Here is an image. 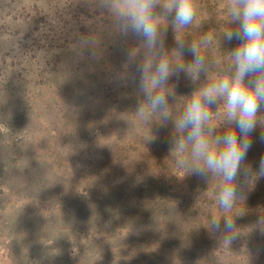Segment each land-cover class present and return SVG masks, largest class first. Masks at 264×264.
<instances>
[{"label": "trees", "instance_id": "obj_1", "mask_svg": "<svg viewBox=\"0 0 264 264\" xmlns=\"http://www.w3.org/2000/svg\"><path fill=\"white\" fill-rule=\"evenodd\" d=\"M23 1L9 0L7 17L2 14L4 12L2 7L5 4L2 3L0 7L2 14L0 16V184L2 190L6 192L3 197L7 194L17 195V191L22 192L29 188L44 190L45 194L52 195L55 202L58 201L51 209L47 207L45 213L47 226L58 220L57 217L62 213L58 204L64 201L72 208V214L77 216L78 222L72 223V235L65 236V228H62L58 232V239L53 241L42 237L37 243L27 240L32 237H28L26 233L14 235V224L6 222L5 230L10 232L12 239L8 248L10 264H264V234L261 231L264 228V177L249 180L243 186L242 198L236 201L230 212L225 213L217 199L219 178L211 175L200 178L187 169L178 167L179 154L171 151L169 143L172 132L170 126L167 128L170 133L164 131L165 133L159 135L157 127L153 130L149 129L152 127L150 120H138L141 125L134 127V130L138 128L139 131L131 134L133 139L130 145L124 148L126 152H136L138 155H146L144 150H147L155 160L158 158L168 178L163 177L152 184L140 180V174H143L141 167L130 170L133 173L132 182L128 181L124 172L121 174L109 170L100 172L105 164V155L107 156L108 150L112 149L111 140L106 139L105 126L108 124L103 117L93 115L97 122L96 120L93 122L91 118L82 122L67 117L70 123H64L65 127H61L66 130L63 134H60L57 122L46 121L55 120L54 116L58 119L62 113L66 114L67 109L74 106V98H81L82 94L86 97L87 92L95 91L100 95L99 100L91 101L92 106L87 107V109H95L104 99L107 101L114 99L116 92L127 93L129 96L135 95L138 90L135 86L133 92L131 89H125L126 85L123 83L112 84L111 82L117 80L116 78H108L107 83L110 84L108 88H97L100 78L96 75V79L86 84H83L84 81L79 82L81 86L74 87L75 75L80 74L82 70L79 69L77 60L85 50L88 51L90 45L85 43L87 49L81 46L80 54L71 53L72 50L69 52V49L76 41L81 44L83 40H88L86 38L90 33L89 28H85L82 24L95 18L94 11L90 13L88 7L81 5L83 12L78 11L75 12L76 15H71L65 7L53 4L50 0H26L22 3ZM212 1L205 0L204 9L209 15H215L217 20L208 19L209 26L202 28L201 19L197 20L196 14L195 19L198 22L195 24L196 20H194L184 29L190 33L189 40L194 38L199 42L206 34L219 39L230 26L227 17V0H222V14L219 11L215 13V7L218 5ZM78 14L82 17L80 18ZM220 16H222V24L219 21ZM111 20L110 14L107 13L106 17L101 19V23L113 26ZM21 26L25 29V36H22ZM232 27L236 26L232 25ZM117 36L119 39H124L120 35ZM50 39L57 44L55 50L52 52L50 47L46 53L49 55H39V50L45 51L44 41ZM239 43L236 39L229 42L221 38L217 51L225 63L229 58L228 51L237 47ZM5 46L7 51L4 52L2 50ZM78 46L72 49L78 50ZM214 48L216 49V44ZM124 49L128 50V46ZM213 49H209L211 54ZM207 50L208 48L203 49V51ZM21 53L30 57L24 63L18 60L23 55ZM210 53L203 52L211 63ZM33 55H37V58L35 59ZM124 55L126 56L125 53ZM7 57L15 60L12 65H9ZM46 59H49L51 66L48 70L42 68V65L47 63ZM119 61L117 59L110 62L109 67ZM130 66L135 67L133 62ZM115 75L117 72L109 73L110 77ZM67 84H72L73 88L62 96H53L46 89L56 85H66L68 89ZM120 85L123 87L117 90ZM73 91L79 97H74ZM140 101L136 100L130 110L137 113ZM117 110L124 113L120 108ZM157 117L158 114L153 115L152 120ZM129 118L127 123L134 120L131 119L132 116ZM42 119L48 124L51 131L49 133L53 134L51 138L57 140L63 136V139L69 143L68 148L78 150L80 145L77 144H83L88 149L92 146H102L100 154L104 156L97 159L98 166L93 170L94 175L98 174V178L95 176L98 181L96 187L88 189L86 194L80 193L81 187L73 186L77 188L73 194L62 195L63 184H60L59 179L49 178L48 172L51 168L56 167L54 173L58 174L62 172L64 162H62V153L51 152L49 148L51 146L37 140L45 139L48 135V132L40 126ZM222 125V130L214 131V134L222 135L227 130L228 126ZM120 126L115 127L120 128ZM79 129L83 131L81 137ZM146 129L150 131L147 134ZM93 131H100L104 134V138L99 140L100 138L96 136L90 139L89 133ZM262 131L264 125L258 124L251 134L252 147L248 152L246 163L251 164L254 171L258 170L259 160L264 156V142L260 140ZM153 135L156 139L148 142V138ZM139 142L143 144L140 145ZM153 142L160 143L161 147L151 152L147 148L152 149ZM51 161L53 166L49 165ZM110 168L114 167L110 166ZM179 174L190 181L185 192H179V189L176 191L174 181L177 184ZM3 193L0 192V195ZM225 216H231L236 223L234 229L236 238L227 246L224 244V237L232 233L226 232L224 228ZM213 218H220L219 231L209 227ZM71 220L76 221L70 218L62 221L71 222ZM104 232L109 233V236L105 237ZM117 241L119 243H116ZM40 243L42 245L38 246ZM149 244L153 246H147ZM159 245L161 252L156 251ZM150 248L152 250H149Z\"/></svg>", "mask_w": 264, "mask_h": 264}, {"label": "clouds", "instance_id": "obj_2", "mask_svg": "<svg viewBox=\"0 0 264 264\" xmlns=\"http://www.w3.org/2000/svg\"><path fill=\"white\" fill-rule=\"evenodd\" d=\"M93 2L110 14L121 36L136 40L128 58L136 69L131 83L143 96L137 107L139 119L150 120L158 114L161 127L172 122L169 143L171 151L179 154L178 166L200 178H219L218 204L225 213L230 212L242 198L243 186L264 177V156L258 170L246 163L251 134L258 124L264 125V116L259 115L264 110V0H227L230 26L219 39L206 34L199 42H188L178 35L196 17L195 0ZM168 23L177 34L176 46L170 50L165 43ZM221 38L240 43L228 51V61L218 66V75L200 84L174 113L169 97H175V88L169 87V80L185 73L197 84L202 74L207 76L210 65L202 48L213 47L214 41L220 47ZM185 49L192 56L191 62L184 60ZM212 105L217 106L218 115L221 105L224 107L223 123L228 127L222 135L214 134L217 125L212 124ZM154 139L150 136L148 142ZM260 140L264 142V131ZM223 223L226 232L232 233L224 237L227 246L236 238V223L231 216H225ZM220 226V218H213L209 225L214 231ZM261 231L264 234V228Z\"/></svg>", "mask_w": 264, "mask_h": 264}, {"label": "rangeland", "instance_id": "obj_3", "mask_svg": "<svg viewBox=\"0 0 264 264\" xmlns=\"http://www.w3.org/2000/svg\"><path fill=\"white\" fill-rule=\"evenodd\" d=\"M25 1L26 0H24L22 3H24ZM51 1L53 2V4H60L59 6L65 7L67 11L71 13V15H76L75 12L78 11L83 12V9L80 8L81 5L88 7L87 9H90L89 10L90 13L94 11L93 16L95 18L94 19L91 18L90 20H87L85 23L82 24L85 26V28H89L90 33L86 38L88 40L87 41L83 40L81 44H78V42L76 41V43L73 44L72 47L69 49V52L72 50L71 53L76 52L80 54L81 46L84 49H87L88 47H86L85 43L88 46L90 45V47L87 49L88 51L85 50V52L82 53L80 55V58L77 60L79 62L78 67H80L79 69L82 70L80 74L77 73V76L75 75V81H73L74 87H78V86L80 87L81 85L79 82L84 81L83 84H86L96 79L95 77L96 75L100 78L99 83L101 84V85L98 84L97 88H108L110 86V84L107 83L108 78H116L117 80L112 81L111 82L112 84L123 83L126 85L124 86L125 89H131L132 91L134 85L131 83V78L135 76L136 69L135 67L130 66L131 61L129 60L128 56L130 50L136 47L135 38L122 36V38L124 39H119V36L117 35L120 34L115 30L112 24L108 26L106 24L101 23V19H103V17H106L107 12L96 7L93 0H50V2ZM212 2L218 5L217 7H215V13L216 11H219L222 14V0H213ZM2 3L5 4V6L2 7L4 8V12L2 14L6 16L10 6L8 5L9 0H0V7ZM195 4H196V14H197L196 19L197 20L201 19L202 28L209 26L208 19L217 20V17H215V15H209L207 10L204 9L206 4L205 0H195ZM160 11L161 9L157 8V12ZM2 14H0V16ZM14 15L16 16V13ZM78 15L80 16V18L82 17L81 14ZM20 19L22 20V18ZM171 19L172 17L169 16L168 20L171 21ZM197 20L195 24L198 22ZM219 21L222 24V16H220ZM47 29H50V27L49 28L47 27ZM24 30H25L24 27L21 26L20 31L23 32L22 36H25ZM47 34H49V32H47ZM178 35L183 37L188 42L194 39L193 38L189 40L190 33L186 32L185 30H182ZM176 36L177 34L173 31L171 24L168 23L165 43H166V47L169 50L176 46L175 44ZM194 40L197 41V39ZM44 43H45V51L42 52V49L38 51L39 55L41 56L49 55L46 54L47 50L51 47L50 50L53 52L55 50L54 47L57 46V44L54 43L53 39L44 41ZM214 45L215 44H213V47L208 48L207 51L209 53L210 50L214 48ZM77 46L79 47L78 50L72 49L73 47H77ZM125 46H128V50L124 49ZM218 47L219 46L216 45V49L214 48L212 50L213 53L212 54L210 53V58L212 59V61L211 63L209 62L210 67H209L208 75L205 76L204 74H202L200 81L197 84H193L185 73H181L179 79L173 76L169 80V87L175 88V97L174 98L169 97V106L172 108L174 113L176 112L177 109L182 108L184 100L188 98L191 95V93L195 91L197 87L200 86V84L206 82L209 78H214L218 75V66L221 63H225L224 59H221L219 56V53L217 51ZM203 49H202V53L207 52V51H203ZM2 51L4 52L7 51V46H5L4 50ZM25 53H21L23 55L18 59L22 63H24V61L30 58L29 55L27 56L25 55ZM96 53H99V55L96 56L95 55ZM124 53L126 54L127 58L124 55ZM33 56L35 57V59L37 58V55H33ZM117 59H119L120 61L115 63L112 67H109L110 62ZM184 60L185 62H191L192 60V56L187 52L186 49L184 52ZM7 61L9 65H12V63H14L15 60L12 57H7ZM45 61L47 63L45 65H42L43 66L42 68L48 70L51 67L49 64V59H46ZM110 72H112V74L113 72H117V75H115V77H110L109 76ZM68 86H69L68 89L66 85H62V86L56 85L53 88H46V89L53 96H57V95L62 96V95H66L67 90L69 89L72 90L73 88L72 84L71 85L69 84ZM121 87H123V85H120V87H118L117 90ZM57 91L59 92L57 93ZM87 93L88 94L86 95V97L85 95L82 94L81 98H74L75 99L73 101L74 106L73 107L70 106L69 109H67L66 114L62 113V116L60 115L58 119L57 117L54 116L55 120L51 119L46 121L57 122L58 123L57 125L60 127V131H61L60 134H63L66 133V130H64L61 127H65L63 125L64 123H70L67 117H72L73 119L82 122L87 121V118H91L92 121L94 122L96 118L93 117V115H95L96 117H103L104 119H106V123L108 124L105 126L107 130L106 139L111 140L112 149L108 150L109 152L107 156L105 155L106 158L105 164L107 166H105L104 164V167L101 169L100 172H105L108 170L115 171L116 173L119 172L120 174L124 172L126 174V178L128 179V181L132 182L133 173L130 170H136L137 167L138 168L141 167V169L143 170L142 171L143 174H140L141 181L146 180L154 184L157 183L163 177L168 178V174L167 172H164L162 170V167L159 164V160H157L158 158H156L155 160L153 157L150 156V153H148L147 150H144L146 155L143 154L138 155V153L136 152L131 153V152H126L127 150H124L125 147L130 145L133 139L131 137V134L132 133L136 134V131H139L138 128L134 130V127H138L141 125V123L138 121L141 119H139L137 113L134 112V110H130V109L132 108L136 100H141V101L143 100L142 94L137 92L135 95L128 96L127 93L116 92L114 99H110L109 101L104 99L103 103L96 105L95 109H87L88 106H92L91 101L96 102L95 99L99 100L100 97V95L96 94L95 91L92 93L91 92H87ZM72 94L74 95V97L77 96L75 91H73ZM77 105L80 106L77 107ZM118 108H120L122 112L124 111V113L118 111L117 110ZM83 109H86V111H83ZM211 111L214 113L212 117V124L217 125L214 131L222 130L223 128L222 124H224L223 105H221L219 115L217 114L218 109L216 105L211 106ZM259 115L264 116V110H262ZM129 116H132L133 118L131 119H134L133 121H130L131 123H127L128 119H130ZM61 117L64 119H61ZM121 120H123V122ZM125 121L126 123H124ZM150 121L152 127H150L149 129L153 130L155 127H157L159 135H161L164 131L170 133L171 131L167 130L169 126L171 130L173 128V124L171 121H169L166 127H161L159 125L158 117L155 120L150 119ZM71 125L73 126L75 124H71ZM40 126L45 129L44 131L48 132V135L46 136L45 139L39 138L37 140L48 146H51L49 147L51 148V152L63 154L62 162H64V166L62 167V172H58L59 175L54 173L56 167H52L51 171L48 172L50 179H59L60 184H63L61 189V194L69 196L70 194H73L77 188L80 187H81L80 193L86 194L88 189L92 187H96L95 185L98 181L97 179L98 174L96 173V175H94L93 170L96 169L98 166L97 159L104 156L103 154H100V152L102 151L101 150L102 146L99 147L92 146L90 149H88L83 144H77V146L80 145V147L78 148V150H74L71 147L68 148L69 143L63 139V136L59 135L60 137L57 140L52 139L51 137L53 134L49 133L51 132L49 131L48 128L49 126L48 124L43 122V119L40 122ZM115 126H120V128H116ZM149 132L150 131L146 129V134ZM41 135L42 134H40V136ZM79 135L80 137L83 135V131L81 129H79ZM96 136L100 138L99 140H102L104 138L103 137L104 134L101 133L100 131H93L89 133L90 139ZM138 139H140V137H138ZM76 140H79V138H76ZM139 144L142 145L143 143L139 142ZM151 146L152 149H150V147H148L147 149L153 152V150H156L157 148L159 149V147H161V144L157 142H153L151 143ZM131 147L134 146L131 145ZM52 161L49 163V165H51ZM53 164L54 165L56 164L55 158ZM110 166L114 168L111 169ZM95 176H97V178ZM178 176L179 178L177 179V184L174 181L176 191L179 189V192H185L186 187L190 181L186 180L183 175L179 174ZM73 186H78V187L75 189L73 188ZM98 189H102V188H98ZM0 192L2 193L5 192V190H2L1 184H0ZM45 192L46 191L44 190L41 191L40 189L37 188H29L22 192L17 191L16 192L17 195L7 194L5 197H3L4 194H6V192L3 193V195H0V264H10L11 262V260L8 259V254H9L8 248L10 247V243L12 239L11 236L9 235L10 232L5 230L4 224H6V222H12L14 224V229H13L14 235H20L26 233L28 237L29 236L32 237L27 240L34 241L36 243L41 241L42 237L44 238L46 237V240L51 239L53 241L54 239H58L59 237L58 232L61 231L62 228H65L64 231L65 236L72 235L71 232L73 231V224L78 222L77 216L75 214H72L73 213L72 208H70V206L67 205L65 201L58 204L59 209L62 212L57 217L58 220L56 222L50 223L49 226L45 224V220H46L45 217L47 216V214L45 213H47V207L51 209L52 205L54 206L58 202V201L55 202V200L52 198V195L50 193L45 194ZM20 199H24V201L23 200L20 201ZM67 218L76 219V221H72V220L71 222L62 221L63 219H67ZM55 231L57 232L56 235H55L56 233ZM103 234L105 235V237L109 236V233L107 232H104ZM159 239L160 238H158V241ZM155 241L157 243V239H155ZM23 242L24 241H22V243ZM41 243L44 244V242ZM41 243L38 246H41L42 245ZM116 243H119V241H117ZM89 245H93V244H89ZM147 246H153V244H149ZM156 246L157 245H155V247ZM149 250H152V248H150ZM157 250L161 252V245H159V248L158 247L156 248V251Z\"/></svg>", "mask_w": 264, "mask_h": 264}]
</instances>
